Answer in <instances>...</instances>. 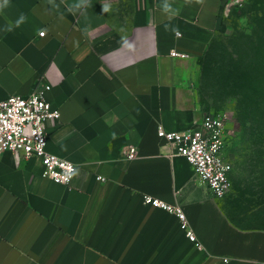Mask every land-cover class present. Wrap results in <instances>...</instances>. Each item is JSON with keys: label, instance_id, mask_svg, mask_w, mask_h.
<instances>
[{"label": "crops", "instance_id": "crops-1", "mask_svg": "<svg viewBox=\"0 0 264 264\" xmlns=\"http://www.w3.org/2000/svg\"><path fill=\"white\" fill-rule=\"evenodd\" d=\"M76 2L10 0L0 11V100L49 85L59 117L45 148L76 166L64 185L36 157L0 155V264H264V180L229 177L214 198L157 133L203 116L188 65L206 55L224 0H168L175 18L164 0H90L73 14ZM145 196L179 205L195 240Z\"/></svg>", "mask_w": 264, "mask_h": 264}, {"label": "built area", "instance_id": "built-area-1", "mask_svg": "<svg viewBox=\"0 0 264 264\" xmlns=\"http://www.w3.org/2000/svg\"><path fill=\"white\" fill-rule=\"evenodd\" d=\"M241 1L224 0L222 11L227 12L233 4ZM172 55L185 57L177 52H172ZM48 86L43 85L27 95L13 94L0 100V155L9 151L17 157H36L43 165L45 178L66 185L74 176L75 164L45 148L48 122L59 117L58 108L44 97ZM225 123L223 114L207 112L188 128L167 131L159 126L157 132L164 154L184 157L193 166L198 181L214 198H221L231 190L230 168L224 157L227 147ZM135 154V147H129L127 158L132 159ZM144 202L174 213L187 237L195 240L179 205L151 196H145Z\"/></svg>", "mask_w": 264, "mask_h": 264}, {"label": "rangeland", "instance_id": "rangeland-1", "mask_svg": "<svg viewBox=\"0 0 264 264\" xmlns=\"http://www.w3.org/2000/svg\"><path fill=\"white\" fill-rule=\"evenodd\" d=\"M217 28L206 55L188 65L190 84L204 113L226 118L224 157L232 182L239 175L264 180V137H255L261 131L251 128V122L264 120V114L245 96L243 83L252 80L248 70L244 72L257 55L252 40L264 39V0L233 4L221 14ZM252 114L256 119H250Z\"/></svg>", "mask_w": 264, "mask_h": 264}, {"label": "trees", "instance_id": "trees-1", "mask_svg": "<svg viewBox=\"0 0 264 264\" xmlns=\"http://www.w3.org/2000/svg\"><path fill=\"white\" fill-rule=\"evenodd\" d=\"M256 40V39H255ZM264 39H258L256 41L252 40L251 49L254 50L255 55L254 60L245 68V73L247 70L252 78L250 81L244 83L245 96H249L251 104L254 107H258L262 114H264ZM260 114V113H256ZM252 114L251 120L256 119L257 115ZM247 121H244L246 123ZM258 128L261 132H257L255 137H264V120L258 121L254 120L251 122V128Z\"/></svg>", "mask_w": 264, "mask_h": 264}, {"label": "clouds", "instance_id": "clouds-1", "mask_svg": "<svg viewBox=\"0 0 264 264\" xmlns=\"http://www.w3.org/2000/svg\"><path fill=\"white\" fill-rule=\"evenodd\" d=\"M185 3L186 4H192L193 0H185ZM195 3L203 5L204 0H195ZM9 5H10V0H0V11L8 8ZM81 7H83L85 9V12H86L87 9L90 7V0H77V2L75 4L69 6L67 10L69 12H73V14H74V10H78ZM103 10L105 12H107L109 10L108 6L105 5ZM162 10L172 18H175L180 14V9L179 8H173L171 3L168 2V0H164V3L162 5ZM26 20H27V17L24 16L23 14H21L18 17V19L15 21L14 27H19L21 24L26 22ZM164 28L166 31L170 30V31L174 32L176 35L180 34L178 26L171 25L170 23L164 25ZM11 30H13V25L5 26L3 29V31H5V32L11 31ZM43 34L44 33L41 32V35H43ZM121 43L123 46H125L129 49H131L133 47V45L131 43H129L123 37L121 39Z\"/></svg>", "mask_w": 264, "mask_h": 264}]
</instances>
